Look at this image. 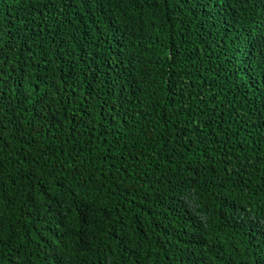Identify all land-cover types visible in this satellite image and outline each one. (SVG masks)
<instances>
[{
    "label": "trees",
    "instance_id": "obj_1",
    "mask_svg": "<svg viewBox=\"0 0 264 264\" xmlns=\"http://www.w3.org/2000/svg\"><path fill=\"white\" fill-rule=\"evenodd\" d=\"M0 264H264V0H0Z\"/></svg>",
    "mask_w": 264,
    "mask_h": 264
},
{
    "label": "clouds",
    "instance_id": "obj_2",
    "mask_svg": "<svg viewBox=\"0 0 264 264\" xmlns=\"http://www.w3.org/2000/svg\"><path fill=\"white\" fill-rule=\"evenodd\" d=\"M189 203H192V200L189 198ZM202 220H206V217H201Z\"/></svg>",
    "mask_w": 264,
    "mask_h": 264
}]
</instances>
